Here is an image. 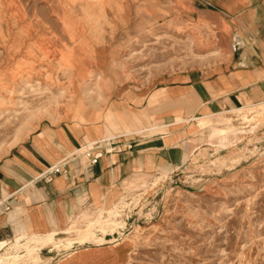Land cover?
Listing matches in <instances>:
<instances>
[{
  "label": "rangeland",
  "instance_id": "1",
  "mask_svg": "<svg viewBox=\"0 0 264 264\" xmlns=\"http://www.w3.org/2000/svg\"><path fill=\"white\" fill-rule=\"evenodd\" d=\"M258 40L264 0H0V158L42 123L78 114L97 122L125 90L227 65ZM239 113L226 150L206 140L156 187V173L126 185L118 204L126 230L115 236L130 264H264V110ZM71 251L48 247L42 257L52 260L25 264Z\"/></svg>",
  "mask_w": 264,
  "mask_h": 264
},
{
  "label": "crops",
  "instance_id": "2",
  "mask_svg": "<svg viewBox=\"0 0 264 264\" xmlns=\"http://www.w3.org/2000/svg\"><path fill=\"white\" fill-rule=\"evenodd\" d=\"M263 103L264 40H258L243 42L227 65L177 71L151 90H125L97 114V122L78 114L81 121L40 124L0 158V263L16 254L6 248L17 241L63 235L80 228L84 217L112 209L124 198L126 185L145 186L153 173L158 174L153 180L175 174L207 141L225 146L237 136L219 132L236 127L230 115ZM206 130L207 139L201 134ZM84 148L103 156L92 165ZM53 167L61 169L45 179ZM116 234H106L97 245H76L52 263V256L42 258L51 259L48 264H130L128 247Z\"/></svg>",
  "mask_w": 264,
  "mask_h": 264
},
{
  "label": "bare ground",
  "instance_id": "3",
  "mask_svg": "<svg viewBox=\"0 0 264 264\" xmlns=\"http://www.w3.org/2000/svg\"><path fill=\"white\" fill-rule=\"evenodd\" d=\"M263 107H264V103L260 104L258 106H254L251 109H249V113H257V116L258 115H262L263 114L262 110H264V109H262ZM239 112L240 111H236L235 113H239ZM239 114H241V112ZM255 117H256V115L253 117L254 120L255 121H259ZM203 125H205V122H204ZM232 128H233V126L228 127V129H230L229 130L230 132L227 129H221V130H223V131L227 130L226 133H231V129ZM254 129H255V126H253V130H252L253 136L257 137V134L254 131ZM248 143H250V142H248ZM217 146H222L221 149L217 150L218 152L227 149V147L226 146L223 147V145H217ZM229 148H232V147L230 146ZM205 151H203V152H205ZM214 153H215V151H214ZM206 159H207V157H206ZM214 159H209V161L211 163H213L215 161ZM162 179L166 180V179H168V177L167 178H165L163 176L162 177H156L151 182V184L154 187H156L157 185H159V182ZM151 184H150V186H151ZM153 191H155V190H153ZM145 194H147V193H145ZM150 196H151V194H150ZM140 198H142V197H140ZM145 199H147V198H145ZM122 200L118 204L122 203ZM144 203H145V201H144ZM118 204L115 205L112 209L105 210V211H100L95 216V218L90 220V222H89V224L87 226H84L85 228H75V229L67 230L63 234L64 237H61V235L60 236L57 235V233H48V234H44V235L30 236V237L26 238L24 242H20V241L15 242L14 244H12L8 248H6V250H10L11 249V250L15 251L16 254H14L13 256L8 258V260H5V262L3 261V263L4 264H25L26 261H28V260H32V261L33 260H37L38 261L42 257L41 253H43V251L46 248H48V247L50 249H54L55 251H59V252L60 251H67V250H70L71 248H73L76 245H82V244H85V243H96V245H97V243H104L105 242L104 236L106 234L118 233L119 235H123L124 234L123 232L126 229V227H125L126 223H125L124 220H122L121 210L118 208ZM127 206H128V203H127ZM124 208H126V207H124ZM150 214L151 213H149V215ZM97 226H99L98 229H96ZM72 233H76L77 236L73 237ZM99 233H100V235H99ZM50 251L52 252L53 250H50ZM6 252H8V251H6ZM12 254H13V252H12ZM2 260H3V258H2Z\"/></svg>",
  "mask_w": 264,
  "mask_h": 264
},
{
  "label": "built area",
  "instance_id": "4",
  "mask_svg": "<svg viewBox=\"0 0 264 264\" xmlns=\"http://www.w3.org/2000/svg\"><path fill=\"white\" fill-rule=\"evenodd\" d=\"M104 144L106 145V147H109L112 145V139L110 140H106L104 141ZM97 148L101 147V144H96L95 145ZM91 149L89 148H84L82 149V153L87 155L90 159H91V164L94 165L97 163L98 159L101 158L103 156V151H99L96 154H92V152L90 151ZM114 149H105L106 153H111L113 152ZM61 169V167H53L52 169H50L48 176L45 179H51V175H53L54 173L59 172ZM9 208H6V210H8ZM121 212H123V210H121ZM127 224V223H126ZM126 230V229H125ZM124 230V231H125ZM118 236H120L119 234H117ZM107 237V236H106ZM108 237H111L110 235H108Z\"/></svg>",
  "mask_w": 264,
  "mask_h": 264
}]
</instances>
